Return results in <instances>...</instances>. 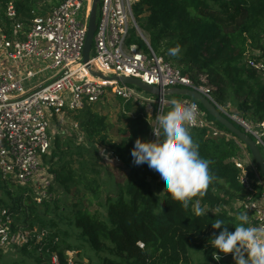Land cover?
Listing matches in <instances>:
<instances>
[{
  "label": "trees",
  "instance_id": "trees-1",
  "mask_svg": "<svg viewBox=\"0 0 264 264\" xmlns=\"http://www.w3.org/2000/svg\"><path fill=\"white\" fill-rule=\"evenodd\" d=\"M33 3L0 0V30L10 34L9 4L26 22ZM42 10L38 15L46 14L47 9ZM132 11L157 56L195 81L204 73L215 87L211 96L218 105L250 121H264V69L250 64L264 65V0H139ZM127 43L147 52L133 30ZM177 45L180 53L170 55L169 49ZM105 96L65 113L77 125L73 134L50 137L49 152L43 157L45 171L52 175L46 197L37 201L30 185L0 175V210H7L10 229L30 231L26 242L5 252L0 248V264H235L214 260L217 250L209 243L214 231H220L212 229L216 219L224 220L227 225L222 228L233 232L235 217L242 214L237 202L244 188L234 162L239 155L234 139L190 128L200 155L212 162L214 179L204 196L193 198L185 209L159 195L161 188L147 164L132 162L135 140H149L146 105L112 95L118 108L113 123L100 111ZM171 108L165 107L163 113ZM102 149L125 169L121 182L109 186L102 179ZM197 199L206 215L195 216ZM41 230L45 234L37 238ZM68 251L73 252L71 257Z\"/></svg>",
  "mask_w": 264,
  "mask_h": 264
},
{
  "label": "built area",
  "instance_id": "built-area-1",
  "mask_svg": "<svg viewBox=\"0 0 264 264\" xmlns=\"http://www.w3.org/2000/svg\"><path fill=\"white\" fill-rule=\"evenodd\" d=\"M139 0H99L93 33V54L89 62L105 75L127 76L148 85L166 89L189 88L202 93L218 109L249 135L264 152V121L253 122L218 105L211 96L215 87L204 73L198 80L191 79L179 68L157 56L149 46L146 36L135 21L133 5ZM92 0H62L45 15L32 16L26 22L17 18L13 5L6 8L12 20L10 34L0 31V175L22 185L28 184L37 193V201L46 197L49 184L44 170L43 157L49 152L52 116L65 115L67 111L82 108L96 102L107 93L140 105L154 106L149 140H153L152 127L157 126V116L165 107H173L172 101L181 105L194 104L198 120L191 128L206 129L213 137L234 139L239 148L235 166L244 194L237 205L248 214L247 226H264V180L252 160L245 144L208 119L196 100L166 99L160 94L146 99L128 84L107 81L92 76L82 63L87 23ZM131 28L146 45L144 52L136 44H128ZM42 60L49 63L37 70L28 69V62ZM6 62L9 64L7 65ZM10 63L19 65L15 71ZM250 64L264 69L262 63ZM49 69L51 73L34 80ZM151 102V103H149ZM70 123L77 127L75 123ZM102 151H104L102 149ZM243 158V159H242ZM40 195V197H39ZM11 219L7 210H0V248L26 242L30 231L10 229ZM45 234L38 233L37 238ZM233 258L225 254L221 259ZM56 263V257L52 258ZM219 263V261H217Z\"/></svg>",
  "mask_w": 264,
  "mask_h": 264
},
{
  "label": "clouds",
  "instance_id": "clouds-1",
  "mask_svg": "<svg viewBox=\"0 0 264 264\" xmlns=\"http://www.w3.org/2000/svg\"><path fill=\"white\" fill-rule=\"evenodd\" d=\"M179 45L169 49V54L177 56ZM173 107L157 116V126L152 127L154 139L137 138L131 149L132 162L135 165L147 164L154 171L161 196H169L185 209L189 208L195 197H203L214 179L210 172L209 159L203 158L199 145L193 140L190 128L198 120L196 105H181L172 101ZM162 211V210H161ZM195 216L206 215L205 208L197 199L193 204ZM238 222L230 232L224 220L216 219L211 224L215 231L209 240L212 248L220 254L233 256L235 264H264V226H247L248 214L235 217ZM214 251L213 259L221 256Z\"/></svg>",
  "mask_w": 264,
  "mask_h": 264
},
{
  "label": "water",
  "instance_id": "water-1",
  "mask_svg": "<svg viewBox=\"0 0 264 264\" xmlns=\"http://www.w3.org/2000/svg\"><path fill=\"white\" fill-rule=\"evenodd\" d=\"M99 0H92L90 6V13L87 23L86 36L84 40V44L82 47V63L86 64V68L88 72L97 78L107 80V81H115L121 84H133L139 87L140 89L154 95L159 96L160 94H164L166 96H185L196 100L205 110V112L211 116L218 124H220L224 129H226L230 134L234 137L242 141L247 147L252 160L255 162L260 175L264 180V158L253 141V139L244 133L238 126H236L232 121H230L226 116H224L219 109L202 93L197 90L189 89V88H179V87H171L166 89H160L159 87L148 85L143 83L141 80L133 77L127 76H116V75H105L101 71L97 70L92 63L89 62V54L91 51V43L93 39V33L95 30V21H96V11L97 4ZM104 153H107V150L104 149Z\"/></svg>",
  "mask_w": 264,
  "mask_h": 264
},
{
  "label": "rangeland",
  "instance_id": "rangeland-1",
  "mask_svg": "<svg viewBox=\"0 0 264 264\" xmlns=\"http://www.w3.org/2000/svg\"><path fill=\"white\" fill-rule=\"evenodd\" d=\"M32 1L34 2L33 3L34 5H33V9L30 11V15H32L31 14L32 11H33V14L38 15V13L40 11L43 12L42 9H44V8L47 9V11H46V14H47L48 10L51 7H54L58 0H32ZM132 30H133V28H131L130 31H132ZM0 31H2V30H0ZM93 48H94V44L92 41L91 51H90L91 55L93 54ZM48 63H49L48 61H42V60L32 61L31 60V63L28 62L27 67H28V69L37 70L38 68H41V67L47 65ZM50 73H51V71L49 69H47V70L43 71L42 73H40L39 76H37L34 80H40V79H42V77H45V76L49 75ZM129 86L132 87L138 94L142 95L144 98L151 99V100L155 99L154 95L140 89L136 85L130 84ZM106 95L107 96H105V100L103 101L105 107L102 108L100 111L104 114L105 113L109 114L110 121L114 123L117 120V109L118 108L116 106H113L115 103L112 99V95L110 93H107ZM187 98L188 97H185V96H176L174 99L175 100H186ZM149 103H151V102H149ZM154 106H156V105H152V107L149 105L145 108L146 109L145 111L148 114V116L153 115V110L155 109ZM76 130H77V127H74L70 123V119L65 115H61L60 117L57 116V118L54 117L53 121L51 119V127H50V131H51L50 137L51 138L54 134H56L58 132L63 133L64 135H70V134H73V132ZM259 150H260V152L264 158L263 150L261 148H259ZM99 151H100V155H101V163H102L101 166L103 168V171L101 173L102 179L107 184H109V186L114 185L115 183L121 182L123 180V178L125 177L126 171L123 167L120 166L119 160L116 158H113L110 155H107L108 153H104L102 150H99ZM46 175L48 176L49 181H51L52 175L49 172H46ZM108 191H110V189H108ZM39 197H40V195H39ZM5 251H6V249H4L3 252H5ZM68 255L71 257L73 255V252L68 251ZM230 261L234 262L233 258H230ZM84 262L86 263L87 260L84 259Z\"/></svg>",
  "mask_w": 264,
  "mask_h": 264
},
{
  "label": "crops",
  "instance_id": "crops-1",
  "mask_svg": "<svg viewBox=\"0 0 264 264\" xmlns=\"http://www.w3.org/2000/svg\"><path fill=\"white\" fill-rule=\"evenodd\" d=\"M6 64L8 65L9 63L6 62ZM10 67L13 68L15 71H21L20 68H19V65H15L13 63H10Z\"/></svg>",
  "mask_w": 264,
  "mask_h": 264
}]
</instances>
